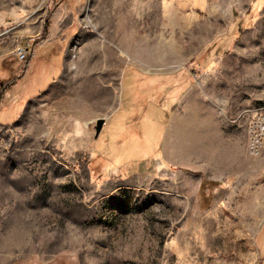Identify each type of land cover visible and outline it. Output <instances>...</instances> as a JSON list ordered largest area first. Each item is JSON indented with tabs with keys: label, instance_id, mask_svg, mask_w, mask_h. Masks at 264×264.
Returning a JSON list of instances; mask_svg holds the SVG:
<instances>
[{
	"label": "rangeland",
	"instance_id": "1",
	"mask_svg": "<svg viewBox=\"0 0 264 264\" xmlns=\"http://www.w3.org/2000/svg\"><path fill=\"white\" fill-rule=\"evenodd\" d=\"M36 3L55 44L0 82V264H264V0Z\"/></svg>",
	"mask_w": 264,
	"mask_h": 264
},
{
	"label": "crops",
	"instance_id": "2",
	"mask_svg": "<svg viewBox=\"0 0 264 264\" xmlns=\"http://www.w3.org/2000/svg\"><path fill=\"white\" fill-rule=\"evenodd\" d=\"M29 1H32L31 7L29 5ZM36 7V0H0V73L2 74L0 75V82H2V80L6 77L8 79L12 75H20L25 72L31 56L35 55V53L41 49L45 43H49L45 47H49L50 43L55 44L54 41H50L51 36L49 37V35L46 39L41 40L40 42H36L33 39V37L40 32L42 27V25L37 21ZM49 31L51 33V28H49ZM23 44H27L33 53L28 56L29 58L23 66V72H19L20 69H18L17 66L19 63L12 64V62L20 61L13 53V48L14 46L16 47L17 45ZM58 59L59 57H55L51 60L55 63ZM143 132L144 130L141 129L140 126L130 128L124 135V144L128 143V145H131L135 136L143 135ZM115 144L118 146L121 145L118 142ZM139 144H144V139L141 140ZM128 145L125 147L126 155L132 154V149L131 147H128ZM127 158L128 157H126V159ZM137 158L138 157L132 158L131 156L129 159L132 160Z\"/></svg>",
	"mask_w": 264,
	"mask_h": 264
},
{
	"label": "built area",
	"instance_id": "3",
	"mask_svg": "<svg viewBox=\"0 0 264 264\" xmlns=\"http://www.w3.org/2000/svg\"><path fill=\"white\" fill-rule=\"evenodd\" d=\"M14 53L18 60L23 61L33 52L27 44H23L17 45ZM248 153L254 158L264 159V105L257 108L249 126Z\"/></svg>",
	"mask_w": 264,
	"mask_h": 264
},
{
	"label": "water",
	"instance_id": "4",
	"mask_svg": "<svg viewBox=\"0 0 264 264\" xmlns=\"http://www.w3.org/2000/svg\"><path fill=\"white\" fill-rule=\"evenodd\" d=\"M103 123H104V118H98L96 120V124H95V135L98 136L102 126H103Z\"/></svg>",
	"mask_w": 264,
	"mask_h": 264
}]
</instances>
